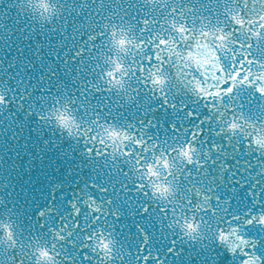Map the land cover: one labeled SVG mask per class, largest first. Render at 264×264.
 Segmentation results:
<instances>
[{"label": "snow or ice", "instance_id": "6c2138e0", "mask_svg": "<svg viewBox=\"0 0 264 264\" xmlns=\"http://www.w3.org/2000/svg\"><path fill=\"white\" fill-rule=\"evenodd\" d=\"M0 45L91 174L0 199V264H264V0H0Z\"/></svg>", "mask_w": 264, "mask_h": 264}, {"label": "water", "instance_id": "95a60500", "mask_svg": "<svg viewBox=\"0 0 264 264\" xmlns=\"http://www.w3.org/2000/svg\"><path fill=\"white\" fill-rule=\"evenodd\" d=\"M0 55L4 61H11L15 48L0 45ZM0 71L11 76L19 70L5 63ZM11 85L16 87L14 79ZM26 107L27 102L20 109L13 103L0 113V199L15 202L18 208L27 201L30 215L36 204L45 202L52 184H63L66 194L91 174L79 154L82 149L53 134L54 129L40 125L37 117L28 115ZM81 163L85 164L83 169L78 168Z\"/></svg>", "mask_w": 264, "mask_h": 264}]
</instances>
